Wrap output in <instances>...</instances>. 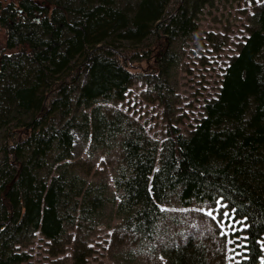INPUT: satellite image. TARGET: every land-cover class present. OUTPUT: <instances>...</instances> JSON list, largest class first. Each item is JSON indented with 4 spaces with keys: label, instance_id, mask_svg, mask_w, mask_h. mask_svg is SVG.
Listing matches in <instances>:
<instances>
[{
    "label": "trees",
    "instance_id": "obj_1",
    "mask_svg": "<svg viewBox=\"0 0 264 264\" xmlns=\"http://www.w3.org/2000/svg\"><path fill=\"white\" fill-rule=\"evenodd\" d=\"M215 0H0V264H23L35 231L58 253L68 226L97 224L108 205L127 232L151 239L161 204L222 198L245 218L248 259L264 234V0L249 15L247 35L223 69L214 97L184 133L168 120L159 143L142 125L101 101L124 96L136 79L169 117L178 46ZM145 61L135 72L130 62ZM75 133L92 147L117 144L105 181L71 161ZM74 243L70 264H86L89 247ZM166 264H207L202 242L165 245Z\"/></svg>",
    "mask_w": 264,
    "mask_h": 264
},
{
    "label": "rangeland",
    "instance_id": "obj_2",
    "mask_svg": "<svg viewBox=\"0 0 264 264\" xmlns=\"http://www.w3.org/2000/svg\"><path fill=\"white\" fill-rule=\"evenodd\" d=\"M5 3L8 0H1ZM262 0H215L198 16V28L184 44L178 46L179 60L172 69L171 104L167 114L163 104L147 89L143 79H136L126 88L121 99L101 101L105 109H119L133 122L142 125L145 132L161 143L167 135L168 120L187 133L203 115L207 99L214 97L220 86L223 69L238 45L247 35L249 15ZM5 29L0 26V50L5 47ZM145 61L130 62L131 70L148 71ZM119 160L117 144L109 148L92 147L90 140L75 133L71 161L79 172L95 181L108 184L109 195H117L113 176ZM219 205H224L220 209ZM161 216L155 235L144 239L120 226L121 219L112 204L97 224L92 227H67L64 244L58 253L52 252L51 242L35 231L21 248L29 253L23 264H70L75 241L89 247L86 264H166L161 249L194 238L206 248L207 264H241L248 259L245 228L246 220L237 216L222 198L214 202L194 201L182 204L173 196L161 204ZM210 209L216 219L206 213ZM230 213V220L222 216ZM231 224L223 230L222 226ZM77 241V242H78ZM229 241H232L229 243ZM259 255L255 264H264V234L258 239Z\"/></svg>",
    "mask_w": 264,
    "mask_h": 264
},
{
    "label": "snow or ice",
    "instance_id": "obj_3",
    "mask_svg": "<svg viewBox=\"0 0 264 264\" xmlns=\"http://www.w3.org/2000/svg\"><path fill=\"white\" fill-rule=\"evenodd\" d=\"M217 203H218V205H219V201H218ZM219 207H220V209H223L225 206H224V205H219ZM216 211H217V210H215V209H210V210L207 211L206 214H207L209 217H212L213 219H216V215H214V212H216ZM222 216H223L225 219H229V220H230V213H229L228 211H223V212H222ZM220 223H221V226H222L221 235H227V233H226L223 229L226 228V227H231V224H227V225H225L223 219L220 221ZM231 242H232V241H229V243H231Z\"/></svg>",
    "mask_w": 264,
    "mask_h": 264
}]
</instances>
